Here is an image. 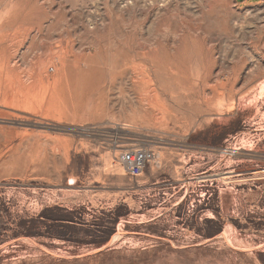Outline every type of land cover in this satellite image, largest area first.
Here are the masks:
<instances>
[{
	"label": "rangeland",
	"instance_id": "obj_1",
	"mask_svg": "<svg viewBox=\"0 0 264 264\" xmlns=\"http://www.w3.org/2000/svg\"><path fill=\"white\" fill-rule=\"evenodd\" d=\"M130 39L175 57L148 114L70 70ZM0 226V264H264V0H0Z\"/></svg>",
	"mask_w": 264,
	"mask_h": 264
},
{
	"label": "bare ground",
	"instance_id": "obj_2",
	"mask_svg": "<svg viewBox=\"0 0 264 264\" xmlns=\"http://www.w3.org/2000/svg\"><path fill=\"white\" fill-rule=\"evenodd\" d=\"M153 40L155 41V39ZM147 42L149 43V41ZM125 45L128 49L127 52L117 55L116 63H113L109 68L91 66L86 69L85 67L77 66V64L73 65L70 70L75 82L84 79L87 83L91 79L92 81L101 80L105 83V79L110 78V83L115 84L119 79L120 83L117 85V90L122 95H127L129 91L139 92L142 95V99L138 104L131 106L132 108L128 107L138 111H145L147 114L150 111H157L164 104H167V98L162 97L160 92L168 94L167 96L171 100L175 99L176 92L173 87L177 84L179 76L175 70L174 54H168L167 48L163 52L161 45L164 44L159 41L155 45L147 44L148 46H145L136 40L132 41L130 39ZM84 60L83 63L86 64V56H84ZM129 70L131 72L128 76ZM102 86L100 92L105 94V86ZM227 240L231 241V237Z\"/></svg>",
	"mask_w": 264,
	"mask_h": 264
},
{
	"label": "built area",
	"instance_id": "obj_3",
	"mask_svg": "<svg viewBox=\"0 0 264 264\" xmlns=\"http://www.w3.org/2000/svg\"><path fill=\"white\" fill-rule=\"evenodd\" d=\"M154 158L155 152L147 147L127 148L120 154L123 168L132 177L140 176Z\"/></svg>",
	"mask_w": 264,
	"mask_h": 264
},
{
	"label": "trees",
	"instance_id": "obj_4",
	"mask_svg": "<svg viewBox=\"0 0 264 264\" xmlns=\"http://www.w3.org/2000/svg\"><path fill=\"white\" fill-rule=\"evenodd\" d=\"M4 229V228H3ZM3 229L1 228V226H0V235H3L4 233H3ZM20 234H28V232L27 231H21V229H20V232H19ZM1 240V239H0ZM1 242V241H0Z\"/></svg>",
	"mask_w": 264,
	"mask_h": 264
}]
</instances>
